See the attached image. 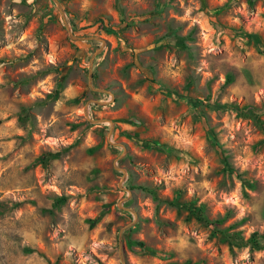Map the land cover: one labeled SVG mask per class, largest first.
I'll list each match as a JSON object with an SVG mask.
<instances>
[{
	"label": "rangeland",
	"instance_id": "obj_1",
	"mask_svg": "<svg viewBox=\"0 0 264 264\" xmlns=\"http://www.w3.org/2000/svg\"><path fill=\"white\" fill-rule=\"evenodd\" d=\"M57 1L0 0V264H264V0Z\"/></svg>",
	"mask_w": 264,
	"mask_h": 264
},
{
	"label": "trees",
	"instance_id": "obj_2",
	"mask_svg": "<svg viewBox=\"0 0 264 264\" xmlns=\"http://www.w3.org/2000/svg\"><path fill=\"white\" fill-rule=\"evenodd\" d=\"M247 38H252L253 40L254 37L251 36V35H246ZM171 95L173 96H177V94L175 92H171ZM213 106L221 109L223 108V106L221 105H217V104H214ZM234 109L237 111V112H241V113H244L247 117L251 118L255 124L260 128V130H262V133L264 135V123L259 120V118L252 112V109L249 108V107H242V108H237V107H234ZM47 157L46 156H43L41 157V159L39 160V162H41L42 164H45L47 162ZM223 159V162L225 163V165L227 166V162H226V159L225 158H222ZM191 212H193V216L196 218V220L204 223L205 225H210L211 223L204 217L203 215V210L201 207H192L190 206L188 208ZM262 237L259 235V234H256L254 233L247 241V243L250 245L251 248L253 249H261V248H264L263 245L260 244V239ZM232 244H238V242H236L234 239H232ZM134 242H130V244H133ZM138 246H140L142 248V250L145 252V253H149L151 255H154L155 254V251H153L152 249H149L147 248L143 243H137ZM240 244H246V243H240ZM28 252H32V250H28ZM187 264V263H185Z\"/></svg>",
	"mask_w": 264,
	"mask_h": 264
},
{
	"label": "water",
	"instance_id": "obj_3",
	"mask_svg": "<svg viewBox=\"0 0 264 264\" xmlns=\"http://www.w3.org/2000/svg\"><path fill=\"white\" fill-rule=\"evenodd\" d=\"M52 2L54 3V5H55L56 8L58 9V11L60 12V15H61V17H62V19H63V21H64V25H65V28H66L68 34H69V37H70L71 39H73V40H77V41L87 39L86 37L75 36V35H73V34L71 33V29H70V27L67 25V23H66V21H65V13H64L62 7L60 6L59 2H58L57 0H52ZM92 63H93V58L91 59L90 67H89V78H88V79H89V80H88L89 86H90V88H91L93 91L100 92V93L105 92V91H103V90L96 89V88H94V87L92 86V73H91ZM93 103H94V104H99V105H104V104H106V103L98 102V101H93ZM86 116H87V114H86ZM90 122H91V123H95V124H96V123H99L98 121H90ZM124 174H125V172H123V175H124Z\"/></svg>",
	"mask_w": 264,
	"mask_h": 264
}]
</instances>
